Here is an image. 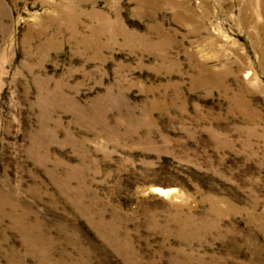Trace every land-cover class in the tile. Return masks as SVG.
Segmentation results:
<instances>
[{
  "label": "rangeland",
  "instance_id": "374dc122",
  "mask_svg": "<svg viewBox=\"0 0 264 264\" xmlns=\"http://www.w3.org/2000/svg\"><path fill=\"white\" fill-rule=\"evenodd\" d=\"M0 264H264V0H0Z\"/></svg>",
  "mask_w": 264,
  "mask_h": 264
},
{
  "label": "bare ground",
  "instance_id": "6f19581e",
  "mask_svg": "<svg viewBox=\"0 0 264 264\" xmlns=\"http://www.w3.org/2000/svg\"><path fill=\"white\" fill-rule=\"evenodd\" d=\"M155 190L158 191L159 193L163 194L164 196H169V195L171 196V194L174 193V191L171 189H158V188H156Z\"/></svg>",
  "mask_w": 264,
  "mask_h": 264
}]
</instances>
